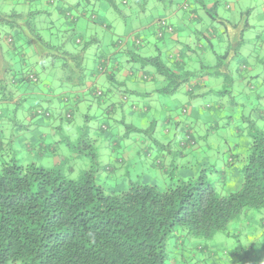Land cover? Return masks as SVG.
Instances as JSON below:
<instances>
[{"label": "rangeland", "instance_id": "1", "mask_svg": "<svg viewBox=\"0 0 264 264\" xmlns=\"http://www.w3.org/2000/svg\"><path fill=\"white\" fill-rule=\"evenodd\" d=\"M90 1L91 3L86 4L84 0H0V9L4 13H10L12 10L22 13L25 16L30 13L28 22L35 30L34 33L40 37L39 40L36 36H33L31 32L29 33L27 29L28 26L25 24L21 25L23 29H26V32L23 33L24 37L16 29H11L6 26L3 27L4 29L8 28L6 29L7 34H4V32L0 33L2 39L0 44L10 45V43L6 41V39L9 40L8 37L10 36L15 40L16 44H24V48L21 49V54L26 52V55L30 57L29 58L26 55L22 56L25 59L24 62H21L16 55L14 56L13 62L17 61V64L21 67L20 74L16 75L18 81L20 80V83L13 84L10 80L13 73L9 70L4 72L5 81H1L0 83V163L3 160H6L5 156L8 155L10 158H15L22 164L33 162L34 164L45 168L58 169L66 177L71 179H78L84 171L92 170L95 174V180L102 184L103 179L97 177V171L99 168L97 163L98 158L100 157L99 164L105 169L116 168L119 166L127 168L129 164L122 159L121 152L119 151L122 147L120 145H124L128 141H134L132 138L136 137V135L139 137H136L138 141L135 142L140 148L141 138H143L148 141V146L153 148L154 152L161 153V151L157 150L154 145L157 141H160L158 130H154V126H152V129L146 133H131L126 126L127 124H134L130 122L132 120V117L129 116L130 113H145L146 110L142 107L135 106V109L129 108L127 110L129 112L126 111L122 113L118 110L115 115H107L105 113L106 105H104L103 108L99 107V110L98 107L86 110L84 105L83 110L79 112L76 111V109H73L74 106L72 108L68 106L71 101H75L74 96L71 95L72 93L76 94L78 97L91 94L88 90L84 91L79 88L72 89L74 88L73 84L67 81L63 74V58L57 56L58 51L53 48L55 46L59 47L60 51L81 53L85 73L84 83L91 74L96 77H103L99 76L104 75V65H102L103 58L101 57L114 60L119 53L122 52L121 48L123 46L131 48V44L136 40L139 42L136 47L139 52L135 49L133 50L135 53L144 57L160 54L163 63L172 68L171 63L168 62V58L166 57L167 52L163 49L164 44H162V40L156 37L157 27H154V23L158 22L151 19L153 15L159 19L163 18L165 14L164 11H161L157 7L156 0H133L131 4L133 9L130 10L129 13H126L128 11L127 7H129L126 4H121L120 10L122 12H118L105 1ZM261 2L262 0H252L251 3L247 4V7L254 10L252 17L249 18V22H254V20H256L259 25L254 28L251 27L249 30H245L242 33V36H240L242 38L241 43L237 42L238 44H234L235 38L230 34L227 35L225 32H220L217 29L215 32L208 29L207 32H205L207 39L200 38L199 36L201 40L200 43H205L203 44L206 46L204 49L196 48V44L190 45L192 51H190L189 54L187 53L188 55L192 54L191 56H196L199 54L204 57L202 60L203 63H211L212 68L210 66L209 68L204 69L205 72L210 73V71L214 69L222 68V70L225 69V74H229L227 79L231 80V82H226L225 75L223 74L220 79L221 81H216L217 86H222V89L225 88L226 91L228 90L232 92L238 89V86L236 85L234 90L232 89L233 83L239 79H244L243 77L246 78V75L254 77L256 74L257 79L247 78L253 83L257 84L264 82V16H262L263 12L260 14L262 7L260 9L259 4H261ZM75 3H79V5H71ZM226 3L229 8L225 7L223 0H219L216 6L217 11L222 14L231 13L232 17L237 21L239 19L237 14L239 9L245 8L239 7L234 0H226ZM207 4H209V2H206V5ZM60 9H64V11L69 9L68 14L65 15L64 11L60 12ZM202 14L205 13L202 12ZM211 14L213 15L214 12L211 11ZM68 15H70V17H68ZM73 17H75L74 21H72ZM24 19L25 18L23 17L20 22L22 23ZM207 20H209V18ZM148 21L151 22L148 23ZM107 23L111 25L109 29L104 26V24ZM215 25L216 24L213 23V26ZM139 26H144L145 28ZM134 29H136V31H134ZM26 36H28V40H26ZM154 36L157 39L156 42L153 41ZM219 37H222V42H219ZM75 38H80V41L74 43ZM260 39L262 40L261 44ZM206 40H209L210 43L213 44L212 48H210L209 44L205 42ZM85 41H89V43L84 44ZM45 44H47V46ZM153 44H156L160 51L156 50L153 47ZM148 47H151V51L148 50ZM31 50L34 51L33 55H29V51ZM225 54H227L225 58L220 57ZM4 58L7 62H11V56L9 57L5 54ZM130 62L135 65V70H133L135 74L134 76H139V74L142 76L144 73H148L152 76L160 77L151 65L141 66L137 62ZM26 74L34 75L36 79H24ZM77 75L78 74L75 73V76ZM212 84L216 86L214 82ZM26 87L29 90L34 91L31 94L22 93L26 90ZM183 87L184 84H182V88ZM47 89L50 91L49 93ZM16 90H18L17 94ZM43 91L46 95H42ZM97 91H100L99 87ZM155 94L157 95L156 92ZM10 95H12L11 97H13L12 99L15 101H8V103L4 98L9 97ZM100 95H102V93ZM179 95L181 96L180 93ZM182 95V98H184V91H182ZM162 96L165 97L169 95ZM233 96L234 97L232 98L225 97V100L229 101L234 99L238 103V99L236 98L237 95ZM178 97L179 96L177 95V98ZM22 99H24V102L29 106H36L34 110L36 115L41 111H47L49 116H44L43 118H51L55 112L54 119L59 126L62 125L63 127L58 128L55 133H49V126L53 121H50V124L47 121L46 124H49L48 126H46V124L45 126H42L39 122L30 121L22 112L20 103ZM198 99L203 98L200 97ZM206 99L210 101L212 105H217L222 101L220 95L211 93L207 95ZM80 103L82 104L83 102ZM239 106L234 105L228 109L225 107L224 110H226L219 113L214 111L212 115H214L213 117L215 120L210 119L209 117L205 123L199 122V128L196 129V132L193 130L191 131L189 126H186V124L182 122L183 130L177 132L175 138V144H177V147L173 144H171V146L174 149L191 148L194 144L193 142L196 141L197 143L198 141L196 133L204 135L206 132L212 130L213 133H209L207 136L208 141L212 142V139L215 138L219 147L225 145L229 147L231 151L233 150L234 145L238 143H240V148H242L243 141H250L249 135L247 138V135L245 134L248 133L250 124L256 125V120L253 115L249 117V114L246 113L248 107L244 109ZM107 107H109V104ZM101 111L102 113H100ZM180 111L186 113L187 107L180 108ZM262 111L264 113V108H262ZM67 113H70L69 117H67ZM38 116H40L39 118H42L41 115ZM85 116L92 117L90 119L85 118ZM112 116H114L113 118L117 117L118 122L116 124L112 123V121L107 118ZM243 116L246 117L245 120H243ZM71 119L75 120L73 121V124L68 126L67 122ZM135 123L136 128L140 127L138 126V122ZM102 125L105 126L103 133H107L106 135L110 138H96L93 140L92 134L95 132V127H101ZM191 125L194 126L195 123L193 122ZM224 125H227L226 130L229 131L226 142L223 141L226 138L219 132L221 129H218ZM244 128V135H241L239 132ZM125 132H128V137L123 136ZM237 135L240 137H236ZM187 136H189L191 140H188ZM80 138L81 141L79 140ZM113 139L117 140V146L112 145V147H110L109 143H112L111 141ZM1 142L6 144L7 142H10L11 145L7 146L10 151L1 148ZM201 143H204L202 139ZM215 149H217V147ZM210 151L211 153H209ZM218 151L219 150H213V148L208 150L207 156H210L206 161L210 160L213 162L211 159L215 155L217 157L215 165L217 168L223 169V165L228 155H223L221 153L217 155ZM236 152L241 154L244 150L237 149ZM24 155L29 156L30 161L24 159ZM140 156L142 155L139 153V157ZM224 157L225 160L222 161V158ZM193 164L194 166L198 165L193 168V170L197 168L198 176L204 174L207 180L214 185L219 194H226L227 192L235 191L241 185V173L237 168H235L236 173H234V170L231 167V171H227L225 175L220 174L218 169H216V172L219 173L216 175V172L214 174L212 173V168H203L200 166L201 163ZM174 174L175 171L172 175ZM132 175L133 174L130 171L126 177H118L116 185L121 183V180L123 179L130 180V182L138 179V177ZM221 178L225 180H222ZM113 184L115 183H103L104 187H106V191H110V187H112ZM158 185L159 188L165 187L163 184ZM248 211L255 214H262L264 217V209H250ZM242 215L243 214L239 217ZM237 221L238 219L232 220L228 224L225 232H216L211 239L194 237H189V239L195 243L194 246L198 248L197 250H199L198 252L201 254L203 252L200 251V248L203 244H207V250L211 248V246L215 248V251L221 253L223 256L220 257L222 259L221 264H228L229 260H234L233 264H264V262H261L260 254H257V252L260 253L261 251V245L264 242V238L260 239L257 235L256 238H253V235L248 231H242L237 235ZM179 232L181 233L182 231L179 229L175 234L178 236ZM182 237L183 236H180L179 239ZM176 241L177 240H175V237L173 236L168 241V249L172 252V246ZM262 259L264 260L263 257ZM15 264L21 263L17 262ZM196 264L204 263L199 261Z\"/></svg>", "mask_w": 264, "mask_h": 264}, {"label": "trees", "instance_id": "2", "mask_svg": "<svg viewBox=\"0 0 264 264\" xmlns=\"http://www.w3.org/2000/svg\"><path fill=\"white\" fill-rule=\"evenodd\" d=\"M94 1H105L118 12L121 4L130 6L133 2ZM68 10L60 12L67 15ZM29 18L30 13L25 16L0 9V33L7 34L6 29L14 28L23 36L26 29L21 25L25 24L29 33L40 40ZM8 38L7 42L16 44L12 37ZM25 38L28 40V36ZM74 40L76 43L80 38ZM133 44L137 47L138 40ZM53 48L63 58L66 80L73 87L83 86L81 53ZM131 58L141 66L154 67L164 81L157 90L161 95L174 94L187 81L188 76L174 72L160 54L144 57L133 53ZM12 73L13 84L20 83L16 77L20 71ZM24 79L30 80L29 74ZM38 115L49 113L41 111ZM126 126L131 133L152 129V123L146 129ZM101 129L104 131L105 126ZM127 135L128 132L123 134ZM248 135V150L241 159V185L226 194H219L204 174L195 179L176 177L164 188L130 182L124 190L106 191L92 170L71 179L58 169L33 162L22 164L15 158L2 161L0 264H170L173 252L168 249V241L179 229L188 237L211 239L216 232H225L228 224L245 210L264 209V130L250 124Z\"/></svg>", "mask_w": 264, "mask_h": 264}, {"label": "crops", "instance_id": "3", "mask_svg": "<svg viewBox=\"0 0 264 264\" xmlns=\"http://www.w3.org/2000/svg\"><path fill=\"white\" fill-rule=\"evenodd\" d=\"M87 4V0H84ZM131 2L130 0H127ZM157 7L164 11V19L168 25H171L173 28L172 32H163L162 36L156 37L162 40L163 49L167 52L168 62L172 65V70L176 73H185L188 78L187 81L184 83V87L182 85L177 89V91L169 96H162L157 90L164 85V81L162 77H155L148 73H144L142 76L136 75L134 76L135 65L130 62L133 61L131 58V54H136L133 50H137L134 44H131V48H127V46H123L121 48L122 52L114 59H105L103 58L102 65H104L103 74L99 75L103 77H96L92 74L89 75V78L84 83L83 87H74L72 89H83L84 91L88 90L91 95H84V96H77L76 94L72 93L71 95L74 96L75 101H71L68 106L76 111H82L85 105L86 110H91L94 107L103 108L105 106V113L107 115H115L116 112L119 110L120 112H126L129 108L133 106L142 107L145 111L144 114L141 112L130 113L129 116L132 117L130 122L134 127L136 125L135 122H138L141 129H146L152 123L154 126V130H158L160 141H157L154 145L157 150L161 151V153L154 152L153 148L148 146V141L141 138V148L135 142L138 141L136 137L132 139L134 141H128L126 144H121L122 146L119 151L121 152L122 159L128 162V167H116V168H103L100 163V157L98 158V171L97 177L103 179V183L110 182L115 183L110 187V191H121L123 188L125 189L129 184L130 180L123 179L121 183L116 185L118 177H126L128 173L131 171L132 176L138 177L137 180L140 183H149L152 185L163 184V186H167L169 182L174 179V177H180L183 179H194L198 177L197 168L193 170L194 167H197L200 164L203 168H212L213 174L218 169L220 174L225 175L228 171H231V167L236 173V169L241 170V159L247 153L248 146L250 141L246 140L243 141V147L240 148V143L234 145L233 150L225 145L219 147L218 143L215 141V138L211 141H208L209 133H213L212 130L206 132L204 135H200L196 133L198 141L192 142L194 143L191 148L186 149H178L173 148L171 144L177 147L175 144V138L177 132L183 130L182 122L189 126L191 131H195L198 129V123H205L208 118L215 120L212 115L214 111L217 113L222 112L224 108L227 109L232 106H239L240 108L248 109L246 113L249 114V117L253 115L254 119L256 120V126L260 129L264 130V113L262 108H264V82L263 83H253L251 80L247 78H255L257 76H250L246 75V78L239 79L232 85V89L234 90L235 85L238 86V89L235 91H226L225 88L222 89V86H217L216 81H221L222 74L225 75V81L231 82L228 80L227 77L229 74H225L224 70L221 69H214L207 73L204 69L209 68L211 63H203L204 57L197 54L196 56L188 55L190 51H192L190 45L196 44L195 47L198 49H204L203 44L200 43V38L207 39L205 36V32L208 29L215 30L217 29L220 32H225L227 35L230 34L235 38L234 44H238L237 42L241 43L242 33L245 30H249L251 27H255L259 24L256 20L254 22H249V18L252 17L254 10L252 8L247 7V4L251 3L252 0H234L239 7H244L245 9L240 8L238 14V20L236 21L235 18L232 17L231 13H221L218 12L216 9L217 3L219 0H156ZM8 2V1H6ZM19 2V1H17ZM206 2L209 4L206 5ZM225 7L229 8L226 3V0H223ZM130 6L127 7L129 13L130 10L133 8ZM14 5V4H13ZM73 6H78L79 3L71 4ZM260 5V14L263 12L264 16V0H262ZM246 6V7H245ZM231 8V7H230ZM211 11L214 14H211ZM122 12V11H121ZM204 12L205 14H202ZM125 14V13H124ZM126 15V14H125ZM167 15V16H166ZM209 18V20H207ZM152 20H155L158 23H154V27H157L156 32L161 29V25L159 24V20L162 18L157 19L154 15L151 17ZM151 20V21H152ZM151 21H148L150 23ZM213 23L216 25L213 26ZM158 24V26H157ZM105 28L109 29L111 25L104 24ZM148 26V25H145ZM143 27L144 26H139ZM136 31V29H134ZM154 32V31H152ZM152 34V33H151ZM153 35V34H152ZM200 36V38H199ZM237 36V37H236ZM164 37V38H163ZM219 42H222V37H219ZM156 38L154 36V40L156 42ZM260 39V44H261ZM264 41V39H263ZM136 42V41H135ZM209 47L212 48L213 44L210 43L209 40H206ZM151 45V44H146ZM24 44H0V80L4 82V72L9 70L11 72L20 71L21 67L17 64V61L13 62L14 56L16 55L21 62H24L25 53L21 54V49H23ZM153 47L160 51L156 44H153ZM140 49V48H139ZM148 50L151 51V47H148ZM19 51V52H18ZM139 52V50H137ZM34 51H29V55H33ZM188 53V54H187ZM5 54L9 57L11 56V62H7L4 58ZM138 54V53H137ZM27 56V55H26ZM217 56V55H216ZM29 57V56H27ZM26 57V59H27ZM30 58V57H29ZM135 62V61H133ZM212 68V66H211ZM240 76V75H239ZM215 83L214 86L212 83ZM102 93V95L98 96L96 91L98 87ZM103 88V89H101ZM48 90V89H47ZM34 90H29L26 87V90L22 93L24 94H31ZM73 91V90H71ZM182 91H184V98L182 95ZM50 91L48 90V93ZM157 93V95L155 94ZM18 90H16V94ZM181 94V96L179 95ZM218 94L220 95L222 101L217 105L211 104L210 101L206 99L208 94ZM22 95V94H21ZM42 95H46L43 91ZM177 95L179 96L177 98ZM233 95H237L238 103L232 100H225V97H234ZM10 95L9 97L4 98L6 102L8 101H15L13 100ZM117 96V97H116ZM164 97V98H161ZM202 97L203 99H198ZM123 100V101H122ZM80 102H83L82 104ZM9 103V102H8ZM22 112L23 114L32 122H39L42 126L45 124H50V121L53 123L49 126V133H55L58 128L63 127L62 125L59 126L55 118V112L51 116V118H39L40 116L35 114V107L29 106L24 99L20 101ZM224 103V104H223ZM109 104V107L107 105ZM54 105V104H52ZM56 106V105H54ZM187 107V112L183 113L180 111V108ZM41 108V107H38ZM70 108V109H71ZM104 110V109H103ZM226 110V109H225ZM224 110V111H225ZM89 112V111H87ZM129 112V111H127ZM102 113V111L100 112ZM216 113V114H217ZM92 116H85V118H90ZM107 117L112 123H117V117L113 118ZM26 118V119H27ZM245 120L246 117H242ZM75 119H71L68 121V126L73 124ZM125 120V119H122ZM130 120V119H129ZM87 121V120H86ZM135 121V122H133ZM195 125H191L192 123ZM48 124V125H49ZM46 124V126H48ZM226 126V127H225ZM67 128V126H66ZM167 128V129H166ZM227 125L222 126L219 132L226 138L223 140L226 142L229 131L226 130ZM247 128V127H245ZM245 128L240 131L241 135H244ZM107 133H103L101 127H95V132L93 135V140L96 138H110ZM248 138V133L245 134ZM240 137V136H236ZM201 139L203 140V144L201 143ZM104 141V140H103ZM109 143V146H117V140L113 139ZM246 143V144H245ZM10 142L2 143L1 148L7 149L10 151L7 146H10ZM217 147V149H215ZM219 150V153L223 155H228L227 159L224 163V168L220 169L217 168L215 165L217 162V157L214 155L211 160L213 162L206 161L208 159L207 153L208 150ZM237 149L244 150L243 153H237ZM139 153L142 155L139 157ZM211 153V151L209 152ZM149 154V155H147ZM204 155V157H203ZM6 160L10 157L8 155L5 156ZM24 159L27 161L29 160V156L24 155ZM225 160V157L222 158V161ZM4 161V160H3ZM175 171V174L172 173ZM219 173L216 172V175ZM113 176V177H112ZM141 176V177H139ZM222 180H225L221 178ZM143 180V181H141ZM133 181V182H135ZM242 182V181H241ZM102 183V184H103ZM155 185V186H156ZM121 186V187H120ZM106 188V187H105ZM109 188V187H108ZM123 189V190H124ZM241 217L238 218L236 224L238 225V230L236 231L237 235L240 234L242 231H248L250 234L253 235V238H256V235L260 237V239L264 238V217L262 214H255L251 211L245 210ZM180 236H183L179 239ZM175 240H177L173 247V258L170 261V264H196L199 261H202L204 264H221V258L223 257L221 253L215 251V248L211 246L208 250L206 249L207 244H203L200 248V251L203 252L202 254L198 252V248L194 246V242L189 239L185 232H179L177 236L175 234ZM261 262H264L262 257L264 258V242L261 245ZM229 255V254H228ZM234 260H229L228 264H233Z\"/></svg>", "mask_w": 264, "mask_h": 264}, {"label": "built area", "instance_id": "4", "mask_svg": "<svg viewBox=\"0 0 264 264\" xmlns=\"http://www.w3.org/2000/svg\"><path fill=\"white\" fill-rule=\"evenodd\" d=\"M159 24L162 26L161 29L157 32V35L158 36H162L163 35V32H172L173 31V28L171 25H168L165 21L164 18H162L161 20H159ZM29 79L30 80H35V76L34 75H29ZM97 94L100 95L101 92L100 91H97ZM40 113V112H39ZM188 137V136H187Z\"/></svg>", "mask_w": 264, "mask_h": 264}]
</instances>
